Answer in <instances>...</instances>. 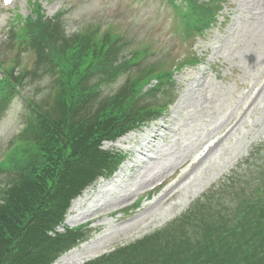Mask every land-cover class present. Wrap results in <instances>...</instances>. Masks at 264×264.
<instances>
[{
	"label": "rangeland",
	"instance_id": "1",
	"mask_svg": "<svg viewBox=\"0 0 264 264\" xmlns=\"http://www.w3.org/2000/svg\"><path fill=\"white\" fill-rule=\"evenodd\" d=\"M192 2L203 10H191ZM39 8L46 25L58 31L59 37L63 35L62 40L51 43L43 27L41 31L32 27L36 37L29 34L28 40L36 38L44 48L56 47L42 54L36 51L40 47L24 46L19 30L29 18L37 21ZM9 30L17 34L12 37ZM99 30L102 36H97ZM108 36L104 68L88 67L103 53L98 57L79 56L74 64L67 60L71 54L81 53L87 40ZM67 62L73 66L71 71L64 68L69 70L65 74L72 84L63 96L81 92L82 87H75V83L84 82L85 76L81 77L86 66L91 69L87 84L94 83L96 92L85 96L87 103L80 97L68 100L62 106L63 115L68 116L66 108L79 102L85 104V120L95 122L97 116L107 112L104 107L115 105L111 101L120 91L124 109L115 105L113 113H158L94 149L110 155L111 165L104 167L99 179L71 204L73 207L80 201L82 207L74 214L69 210L65 226L69 231L82 227L90 219L75 217L90 208L89 215L101 214L105 222L77 231L79 234L62 247L54 264H86L115 252L126 254L123 262L132 263L264 264V0H0V64L12 66L19 78L18 87L10 95L1 92L8 94L3 97H10L0 101V205L2 190L26 169L34 150L30 105L59 108L53 107L63 76L57 67ZM1 69L0 81L4 78ZM84 89L83 93H89L87 87ZM74 112L81 111L70 114ZM67 116L62 120L64 127ZM226 121L228 126L216 134L217 138L237 121L241 125L229 142L225 141L224 150L212 155L214 163L203 175V183L196 182L189 197L179 196L144 214V209L163 194H150L153 188L170 182L177 165L186 162L184 156H193L198 145L208 142L210 131L223 127ZM27 122L30 126L24 130ZM160 125L170 131L150 145L153 150L146 153L148 157L139 159L135 151L141 140L155 137L154 130ZM92 153L90 149L85 157ZM177 156L181 159L176 160ZM156 158L151 164L147 162ZM139 164L145 170H137ZM170 164H174L171 169L160 173ZM157 173L161 181L139 188ZM144 175L146 180L142 179ZM116 194L129 195L127 205L134 207L115 213L113 208L122 201ZM172 204L177 207L171 214L142 231L160 210ZM134 225L138 229L128 234ZM153 235L156 237L152 240L146 239ZM144 239L146 244L136 250ZM99 242L102 249L98 253L81 259L89 251L85 250L87 246L101 248ZM166 251L171 253L167 262L162 257Z\"/></svg>",
	"mask_w": 264,
	"mask_h": 264
},
{
	"label": "trees",
	"instance_id": "2",
	"mask_svg": "<svg viewBox=\"0 0 264 264\" xmlns=\"http://www.w3.org/2000/svg\"><path fill=\"white\" fill-rule=\"evenodd\" d=\"M192 4V10H203L198 3L192 2ZM39 10L40 8L36 14L37 21L29 18L21 23L19 30L22 33L20 40L24 46L28 49L40 47L36 48V51L40 50V54H42L44 50L52 48L55 50L56 47L50 45V47L44 48L36 38L28 40L29 34L35 36L32 31L34 28L32 29V27L37 28L39 31L43 27L44 32H46L45 37L51 43L56 40H62L63 35L62 38L59 37L58 31L50 29L46 25L43 21L42 11ZM9 32L11 33V30ZM11 34L14 37L17 33L12 31ZM95 37L90 41L86 39L87 46L84 45L82 47V52L77 55L71 54L67 60L74 64L79 56H85V58L98 57V55L103 53L99 61H92L88 67L94 68L96 66L97 70L104 68L107 61L103 60L108 55L105 45L106 42L108 43L110 36L107 39L103 37L101 40L100 38L96 40ZM82 38L83 36L78 37V40L76 39L77 45ZM72 48L74 47L72 46ZM51 59L53 60V57ZM56 62L58 65L60 58L57 57ZM69 62H67V65L65 63L62 67H57L63 72V76L60 82L61 91L59 94L56 91L55 106L53 107L59 108L49 110L46 106L37 108L30 105L31 112H33V115H30L31 127L33 128L30 138L32 143H35L34 150L27 161L26 169L22 171L19 177L14 179L12 184L8 185L4 191L2 190L1 198L3 200L0 205V264H54L62 253V247L75 235L79 234L74 233L72 230L69 231L64 226L65 215L72 200L96 180L104 167L111 165L109 163L110 155L96 151L99 144L109 139L116 140L118 136L134 129L142 121H146V116L158 113L157 111L146 110L123 116L115 114V111L113 113L115 105L116 108L124 109L121 103V94L113 97L111 102H115V105L104 107L107 112L97 116L95 122L85 120L86 110L83 107L85 104L81 106L79 102H74L69 110L66 108L67 112H69L68 116L63 115L62 106L64 104L67 105L68 100L71 101L72 98L79 99L80 97L82 102L87 103L85 96H90L95 91V88H92L94 83L87 84L91 69L86 66L85 74L81 77L84 78L85 76L84 82L77 81L75 83V87H82L81 92L78 90V92L74 91L67 96H63L65 90H68L69 84H72L68 76H66L69 70L64 69L66 67L71 71L73 66H70ZM14 71V68H11L7 74H4L3 80L0 81V101L4 100V98L6 101L10 96L3 97V94L4 96L10 95L12 90L19 85V81H17L19 78L16 77V72L14 73ZM103 82L100 81L99 83L102 84ZM83 87H87L89 93H83L85 91ZM5 91L8 94L1 93ZM77 109H80V114L78 112L70 114L71 111H76ZM97 113L101 114L102 111ZM66 116L68 119L64 127L62 120ZM94 124L95 126H93ZM29 126L30 123L27 129ZM90 149H93V153L87 158L85 156ZM77 158L79 161H75ZM108 169L106 168V170ZM155 235L147 238V240H152L156 237ZM140 243L141 246L136 250H140L146 244V239ZM160 245L163 247L164 243L160 242ZM163 248L167 247L164 246ZM123 251L129 250L124 249ZM170 256L171 253L169 251L162 255V257H166V262L171 260ZM125 259H127L126 254L115 252L89 264H145L143 261H136L135 263L123 262Z\"/></svg>",
	"mask_w": 264,
	"mask_h": 264
},
{
	"label": "bare ground",
	"instance_id": "3",
	"mask_svg": "<svg viewBox=\"0 0 264 264\" xmlns=\"http://www.w3.org/2000/svg\"><path fill=\"white\" fill-rule=\"evenodd\" d=\"M241 121V120H240ZM240 121H237L235 124L233 125H229L230 127L228 128L226 132V134L224 136H220L217 138L216 134H218V132L224 128H226L228 126V123L226 121V123H224V125H222L223 127H220L218 129H213L212 131H210L209 135V140L208 142H204L203 144H200L197 146V150L194 152L193 151V156H190L189 154L187 156H184V161H186L184 164L181 165H177V171H174V175L171 176V181L168 182L164 181L163 183L156 185L153 190L150 192V194H157L159 192H162L163 194L161 195L160 198H158V200L156 199V201L154 203H152L153 205L150 208H145L144 209V214L151 212L152 210L155 209H160V207H164L166 205L169 204L170 201L175 200L176 198H179V196H181V198H187L189 197L193 192L194 189V184L196 182H200L203 183L204 179H202L203 175L206 174L208 168H210L213 163H214V159L215 156L212 155H216L219 154L220 151H223L224 148L226 147L225 141L229 142L230 136H232L234 133V131H236L241 123ZM156 132L155 137L153 136L151 139L149 137H144L141 142H140V148L137 149L135 151L137 157L139 159H142V156L144 157H148V155L146 153L150 152L153 150V146L150 147V145L154 144V142H156L158 140V138H160L162 136V133L165 131H170L168 129V127L160 125L158 126V129L154 130ZM154 131H149L150 133L154 132ZM212 136H215L212 138ZM217 138V139H215ZM215 139V140H214ZM214 140V141H213ZM153 153V152H152ZM199 154V155H198ZM190 156V157H189ZM136 157V158H137ZM179 157L177 156L176 160ZM191 158V159H190ZM150 159V157L148 158ZM181 159V158H179ZM178 159V160H179ZM158 158H156L155 160L151 159L148 160V163H153L155 161H157ZM174 164H170L169 168H164L162 172L160 173H166L168 171V169H171L172 166ZM137 167V166H136ZM137 170H145V167H142V165L139 164V166L137 167ZM175 168V169H176ZM157 173L154 177V179H149L146 180L147 176L144 175L142 177V179L146 180V182L144 184H142L141 186H139V188H143L149 185H154L160 178H159V174ZM141 176V175H140ZM161 176V175H160ZM161 181V179L159 180ZM122 189V186H120ZM139 188H137L135 191L138 192ZM136 193V192H135ZM115 197H117L116 199L122 200L119 205L115 206V211L117 210H121V209H130L133 206L127 205V201H129L131 198L129 197V195H115ZM125 199V200H123ZM110 198L108 199H104L105 204L107 202H109ZM117 202V201H116ZM115 202V203H116ZM85 203V202H84ZM127 205V206H126ZM82 207V203L80 201L75 202V204L73 205V207L71 208V214L74 212H76L77 210H79V208ZM117 207V208H116ZM177 207V204H172L169 206L168 209L164 210H160V213H158L155 217L152 219V221H150V224L148 223V225L143 226L142 231L146 230L147 228H149V226L151 224L157 223L159 221H163L168 214H171ZM92 211V208H90L85 214H81L79 216H77V218L75 217V219H80V220H85L86 218H89L90 221H92L93 223H98V222H105V220H101V214H96V215H89ZM108 215V214H106ZM142 216V215H141ZM136 226L134 225L133 228L130 227V230L128 231L129 233H133L135 232L138 228H136ZM120 233V232H119ZM96 245H92V246H87L85 248L86 254H83V258L81 259H85L86 257H90L93 254L98 253V251L100 249H102V245H100V242L97 243L98 247H101L97 250H93L92 248H94ZM85 257V258H84Z\"/></svg>",
	"mask_w": 264,
	"mask_h": 264
},
{
	"label": "snow or ice",
	"instance_id": "4",
	"mask_svg": "<svg viewBox=\"0 0 264 264\" xmlns=\"http://www.w3.org/2000/svg\"><path fill=\"white\" fill-rule=\"evenodd\" d=\"M10 2V0H5V3H9Z\"/></svg>",
	"mask_w": 264,
	"mask_h": 264
}]
</instances>
